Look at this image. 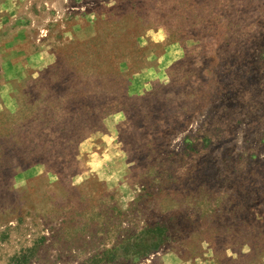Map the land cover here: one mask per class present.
<instances>
[{
	"label": "rangeland",
	"instance_id": "rangeland-1",
	"mask_svg": "<svg viewBox=\"0 0 264 264\" xmlns=\"http://www.w3.org/2000/svg\"><path fill=\"white\" fill-rule=\"evenodd\" d=\"M0 264H264V0H0Z\"/></svg>",
	"mask_w": 264,
	"mask_h": 264
}]
</instances>
